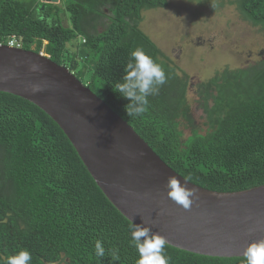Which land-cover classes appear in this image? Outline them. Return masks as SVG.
<instances>
[{"label":"trees","instance_id":"obj_1","mask_svg":"<svg viewBox=\"0 0 264 264\" xmlns=\"http://www.w3.org/2000/svg\"><path fill=\"white\" fill-rule=\"evenodd\" d=\"M220 1L219 8L225 0ZM227 4L264 33V0ZM62 5L0 0V45L16 38L23 50L66 67L187 182L216 193L264 186V59L197 85L205 132L191 127L183 139L181 127L192 126L187 76H179L139 29L142 12L165 9L167 0H63ZM104 20L108 24H101ZM136 48L162 65L168 79L148 98L146 113L129 116L116 84ZM130 225L57 125L29 102L0 93V264L21 249L31 251L32 264H136ZM97 240L103 241V258L95 256ZM114 250L118 262L111 259ZM163 252L168 264H243V258L203 257L167 245Z\"/></svg>","mask_w":264,"mask_h":264},{"label":"water","instance_id":"obj_2","mask_svg":"<svg viewBox=\"0 0 264 264\" xmlns=\"http://www.w3.org/2000/svg\"><path fill=\"white\" fill-rule=\"evenodd\" d=\"M35 87L40 91L34 92ZM0 93L21 98L48 116L112 207L130 224L162 236L165 245L198 256L235 259L243 258L250 244L264 241V186L216 193L187 182L49 57L0 45ZM169 177L196 193L189 209L168 198Z\"/></svg>","mask_w":264,"mask_h":264},{"label":"rangeland","instance_id":"obj_3","mask_svg":"<svg viewBox=\"0 0 264 264\" xmlns=\"http://www.w3.org/2000/svg\"><path fill=\"white\" fill-rule=\"evenodd\" d=\"M62 2L59 0V8H63ZM167 3L165 9L142 12L139 29L179 76H187L192 126L181 127L186 139L192 128L200 134L205 132L204 116L196 104L197 85L225 69H243L262 61L264 33L243 21L227 0L220 8V0H167ZM207 3H215L217 7L211 10ZM101 24L108 22L104 20ZM64 26H69L67 16ZM102 30L98 28V32ZM70 55L68 53L66 58ZM82 60L78 59L81 70L84 68Z\"/></svg>","mask_w":264,"mask_h":264},{"label":"clouds","instance_id":"obj_4","mask_svg":"<svg viewBox=\"0 0 264 264\" xmlns=\"http://www.w3.org/2000/svg\"><path fill=\"white\" fill-rule=\"evenodd\" d=\"M39 54V53H38ZM44 55V54H43ZM167 75L159 63L149 56L142 48H136L129 53V59L124 69L122 82L116 84L119 97L128 101L125 111L129 116H140L147 112L149 97L158 95L160 87L167 82ZM34 92L40 91L38 87ZM167 196L185 210L189 209L196 198V193L178 183L175 177H169L166 185ZM179 189V190H178ZM131 235L129 246L138 254L136 264H168L164 255L165 239L151 229L141 225H130ZM95 256L103 258L105 248L103 241L97 240L94 245ZM111 259L119 261L118 250H114ZM33 256L30 250L21 249L9 255L3 264H32ZM243 264H264V241L250 244L243 253Z\"/></svg>","mask_w":264,"mask_h":264},{"label":"built area","instance_id":"obj_5","mask_svg":"<svg viewBox=\"0 0 264 264\" xmlns=\"http://www.w3.org/2000/svg\"><path fill=\"white\" fill-rule=\"evenodd\" d=\"M7 46L11 47V48H15V49H22V44L21 42L16 39V38H12L9 43L7 44ZM40 55H43V53H39Z\"/></svg>","mask_w":264,"mask_h":264}]
</instances>
